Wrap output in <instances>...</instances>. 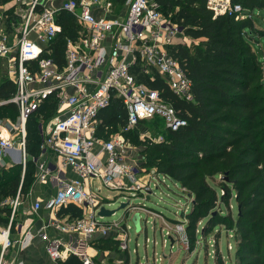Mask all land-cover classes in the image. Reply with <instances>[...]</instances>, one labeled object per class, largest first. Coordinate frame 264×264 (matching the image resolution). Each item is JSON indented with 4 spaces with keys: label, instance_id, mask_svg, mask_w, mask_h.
<instances>
[{
    "label": "built area",
    "instance_id": "1",
    "mask_svg": "<svg viewBox=\"0 0 264 264\" xmlns=\"http://www.w3.org/2000/svg\"><path fill=\"white\" fill-rule=\"evenodd\" d=\"M112 1L13 0L20 23L11 34L0 29V62H4V76L15 88L0 105L14 104L17 109L14 121L0 120V168L8 167L2 159L9 156L13 160L10 165H21L24 174L29 160L26 122L42 105L54 99L55 114L47 120L40 119L38 124L40 155L44 152L56 155L62 167H69L76 174V178L66 179L59 167L30 158L35 165L36 179L50 178L56 187L54 196L44 207L54 210L72 204L82 212L81 217L66 216L52 223L61 233L81 236L80 241L71 238L47 241V255L55 263L74 255L83 264H93L86 252L87 240L95 233L104 237L111 229H120L121 221L107 224L98 221L102 219L97 215L100 204L96 194L100 188L133 197L138 193L148 201L154 196L153 188H158V182L168 180L155 171L144 177L147 172L142 173L139 164L129 158V147L122 133L133 130L143 120L158 119L169 131L186 125L157 90L136 82L130 73L131 66L139 62L147 73L154 70L164 79L178 98L189 101L191 81L168 52L169 47L184 44L185 28L164 16L158 0H124L116 12ZM205 6L214 16L238 15L242 20L252 17L251 12L232 0H205ZM61 13L72 17L80 28L75 39H66L63 63L58 65L50 56V46L61 31L58 23ZM113 99L122 104L125 123L121 134L104 139L97 134L102 124L100 114ZM161 141L162 138L152 143ZM171 182L179 187L187 204H191L186 190ZM6 204L11 208L10 226L19 204L18 193ZM39 207V203L34 204V209ZM138 209V214L143 212L154 222L160 219L155 211L143 206ZM9 226L0 230V264L5 250L13 243L24 248L31 238L26 232L21 239L11 241ZM128 229L124 226L122 237L115 238L122 252L128 249ZM173 230L181 244L188 245L185 225L179 222Z\"/></svg>",
    "mask_w": 264,
    "mask_h": 264
},
{
    "label": "trees",
    "instance_id": "2",
    "mask_svg": "<svg viewBox=\"0 0 264 264\" xmlns=\"http://www.w3.org/2000/svg\"><path fill=\"white\" fill-rule=\"evenodd\" d=\"M12 1L0 0V22L7 34L14 33L20 23ZM158 2L161 11L171 14V20L183 26L184 36L193 42L190 48L181 43L168 48L191 81V99L178 98L154 70L147 73L139 62L131 66L130 73L136 82L157 90L186 121L176 131L164 128L161 142L148 143L144 165L184 188L186 196L193 199L185 215L190 248L194 247L198 222L208 217L200 236L216 230L214 264H264V51L261 45L257 47L264 40V25L255 21L258 17L255 11L264 10V0H232L251 12L252 17L243 20L238 15L214 16L206 8L205 0ZM58 23L61 31L50 46V56L60 65L65 41L76 38L80 25L65 13L58 16ZM14 89L13 83L3 76L0 101L8 99ZM55 112L56 102L50 99L27 120L25 143L29 160L24 174L19 164L0 168L2 229L9 226L11 208L6 201L14 199L17 193L24 197L34 180L30 158H37L40 153L39 121L49 119ZM16 116L14 104L0 105V120L14 121ZM100 117L102 124L97 129L100 137L102 133L120 130L125 123L118 99H113ZM148 121L162 124L158 119ZM131 134L129 131L122 136L126 139ZM232 198L234 213L229 204ZM219 205L224 206L225 212L220 211ZM64 214L81 217L82 212L69 204L57 212L58 216ZM14 225L13 218L9 230ZM220 226L233 237L232 263L224 261L216 248ZM94 247L111 253L119 251L112 236L101 239ZM58 264L83 263L69 255Z\"/></svg>",
    "mask_w": 264,
    "mask_h": 264
},
{
    "label": "rangeland",
    "instance_id": "3",
    "mask_svg": "<svg viewBox=\"0 0 264 264\" xmlns=\"http://www.w3.org/2000/svg\"><path fill=\"white\" fill-rule=\"evenodd\" d=\"M112 3L114 4L115 12L119 8H122L120 2L118 3L116 0H113ZM163 14L168 18L172 17L171 14ZM255 16L259 17H255V21L264 25V10L255 11ZM1 18L2 16L0 15V19ZM2 25L3 22H0V29L3 28ZM183 43L190 48L193 42L186 37ZM260 43L261 44L257 45V47L260 48L261 45L264 51V40H261ZM257 51L261 52L260 49ZM4 67V62H0V80L4 76ZM130 132H132V134L128 135L129 137L126 136V139L123 138L122 135L121 136L129 147V158L131 161L139 164L142 173L147 172L144 174L145 177L154 170L151 168L148 169V167L144 165L145 161H147L144 151H146L148 143H152L153 140H161V138L164 137V125L159 122L155 125L154 122L146 120ZM119 134H121L120 130H111L110 133H102L101 136L103 138H109ZM158 183V188H153L155 197L151 196L148 201L144 200V198L136 193L135 197L121 195L115 199L114 203H111L112 205L104 206L107 210H115L120 204L128 203V207L125 209L117 211L110 217L101 219L102 222L105 223L121 221L122 225L129 227L127 230V236L129 237L127 251L122 252L119 250L112 252L109 256L113 258L109 259V261L112 260L113 262L123 264H214L215 246L213 244V239L216 230L207 233L204 237L200 236V232L205 226L208 217L202 219L196 226L194 247L190 248L191 242L189 243V240V245L181 244L179 237L174 234L173 226H176L179 222L185 225V215L190 211L191 205L187 204L184 195L180 193L179 187L177 186V188L169 179L166 180L165 183ZM166 185L168 186L167 188ZM96 186L98 185L96 184ZM229 204L234 213L235 207L233 198L230 200ZM130 206H132L131 209L129 208ZM138 206H143V208H147V210L150 209L158 212L164 217L161 216L160 219L154 222L152 217H146L143 212H140V231L136 233L132 223V217L139 211ZM128 209L131 211H127ZM219 209L221 212H225L223 205H219ZM121 233H123V230ZM114 238H116V236ZM171 240H173L172 243ZM216 248L224 261L233 262L235 252L233 237L231 234H227L223 226H220V235L216 239ZM108 263V260L97 263L93 262V264Z\"/></svg>",
    "mask_w": 264,
    "mask_h": 264
},
{
    "label": "crops",
    "instance_id": "4",
    "mask_svg": "<svg viewBox=\"0 0 264 264\" xmlns=\"http://www.w3.org/2000/svg\"><path fill=\"white\" fill-rule=\"evenodd\" d=\"M37 158V162H46L53 167H59L62 174L66 176V179L76 178V174L71 168L62 167L61 160L56 155L50 152H44L41 153V155L39 153ZM12 162L13 160L10 161L9 156H5L2 159V163L7 166L12 164ZM33 170L34 180L30 185L27 194L24 197H19V204L14 215L15 225L12 230H9L11 241L21 239L26 232H29L31 238L28 240V244L24 248L20 247L18 243H13L8 249H6L2 257L3 264H14L19 262L22 264H58L53 262L47 255V241L53 238H61L63 241H69L70 238L76 241L81 240V236L79 235L61 233L52 226L55 219L61 221L66 216L70 215L64 214L58 216L57 212L60 208L51 210L44 207V204L54 196L56 187L50 178L44 181L36 179L35 165L33 166ZM121 195L122 193L120 192L102 188H100L96 194L100 207L112 205L111 203H114L115 199ZM35 203L40 204L38 209H34ZM161 216L163 215L160 214V217ZM98 221L102 224H107L102 222L101 219H98ZM123 228L124 225L121 223L120 229H111L106 235H104V237L103 235L95 233L87 240L88 247L86 252L92 262H102L108 260V264L114 263L112 260L109 261V259L113 258L109 256L112 254L111 252L99 251L95 249L94 244L98 243L101 239L111 238V236L113 238L115 236L118 237V235H120L119 238L122 237L121 231ZM1 229L2 228H0V230ZM41 235H44V237ZM114 240L118 243V240L115 238ZM62 259L64 260L65 257Z\"/></svg>",
    "mask_w": 264,
    "mask_h": 264
},
{
    "label": "water",
    "instance_id": "5",
    "mask_svg": "<svg viewBox=\"0 0 264 264\" xmlns=\"http://www.w3.org/2000/svg\"><path fill=\"white\" fill-rule=\"evenodd\" d=\"M188 197H189V195H188ZM192 202H193V199H192ZM126 207H128V203L127 202L120 204L119 207L117 209H115V210H107L104 207H99L97 215L99 217H101V218H107V217H110V216L114 215L117 211L125 209ZM127 211H129V210H127ZM132 223L134 225L136 233H139V231H140L139 214L137 212L132 217ZM172 241L173 240H171V243H172Z\"/></svg>",
    "mask_w": 264,
    "mask_h": 264
}]
</instances>
